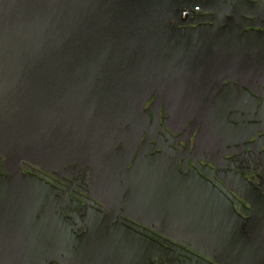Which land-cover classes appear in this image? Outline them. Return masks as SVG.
I'll use <instances>...</instances> for the list:
<instances>
[{
    "label": "water",
    "instance_id": "water-1",
    "mask_svg": "<svg viewBox=\"0 0 264 264\" xmlns=\"http://www.w3.org/2000/svg\"><path fill=\"white\" fill-rule=\"evenodd\" d=\"M186 1L0 0V156L11 172L0 185L26 221L41 211V236L25 239V264H154L165 255L155 242L111 229L76 237L55 214L51 188L18 174L22 166L51 173L72 164L91 166L103 190L121 185L123 173L121 193L129 190L141 216L134 218L175 249L170 264H263L264 211L246 182L234 189L254 206L251 240L209 183L184 182L172 172L176 164H162L163 154L140 151L128 168L150 131L145 104L154 95L176 123L202 121L203 139L225 141L239 134L226 120L225 98L212 104L205 92L221 73L222 80L264 75V63L255 62L261 38L248 39L250 58L241 63L210 31L174 27L190 22L182 19Z\"/></svg>",
    "mask_w": 264,
    "mask_h": 264
},
{
    "label": "flooded vegetation",
    "instance_id": "flooded-vegetation-1",
    "mask_svg": "<svg viewBox=\"0 0 264 264\" xmlns=\"http://www.w3.org/2000/svg\"><path fill=\"white\" fill-rule=\"evenodd\" d=\"M186 3L182 19L190 22L180 26L173 22L174 27L185 32L210 31L224 45L221 51L237 53L235 60L241 63L250 58L247 55L249 46H246L248 39L259 37L261 45L257 51L261 54L255 62L264 63V0H187ZM233 59L221 56L219 61ZM226 75H217L205 94L212 96V104L225 98L222 109L238 135L225 141L203 139L199 133L202 121L190 119L184 124L176 123L164 108L163 99L157 101L154 95L145 104L151 116L150 131H145L140 139L128 168L133 166L140 151H144L145 158L163 154L162 164H176L177 169L173 168L172 172H177L175 174L184 182L200 177L209 183L214 194L223 198L226 207L242 221L243 234L251 240L249 220L255 215L253 204L264 211V75L253 73L222 80ZM245 126L249 128L243 130ZM18 174L34 176L51 188L59 206L55 214L60 215L65 227L76 237L99 236L103 230L111 229L159 245L157 249L165 255L152 257L154 264H170L175 259L169 255L175 249L164 242L170 240L134 218L141 216L127 201L129 190L121 193L125 185L122 172L119 174L121 185L115 184L113 191L98 186L95 171L89 165L72 164L51 173L22 166ZM10 178L11 172L5 167L4 157L0 156V182ZM236 180L248 184L253 204L234 189ZM7 196L4 185H0V264H25V239L41 236V211L33 220L26 221L24 210L20 206L10 207V201L5 199ZM150 224L158 228L157 224ZM47 264L62 263L47 260Z\"/></svg>",
    "mask_w": 264,
    "mask_h": 264
}]
</instances>
